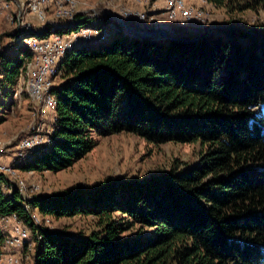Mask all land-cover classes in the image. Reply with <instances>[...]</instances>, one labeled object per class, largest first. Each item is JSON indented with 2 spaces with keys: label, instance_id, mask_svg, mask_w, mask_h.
<instances>
[{
  "label": "trees",
  "instance_id": "1",
  "mask_svg": "<svg viewBox=\"0 0 264 264\" xmlns=\"http://www.w3.org/2000/svg\"><path fill=\"white\" fill-rule=\"evenodd\" d=\"M206 2L264 9V0ZM258 30L227 24L197 39L117 32L62 60L54 132L19 168L62 170L91 151L96 137L116 133L203 150L180 171L34 196L27 208L17 192L4 191L0 173V218L15 215L33 228L32 264H264V30ZM29 55L24 47L14 59L0 54L5 95L12 97ZM35 210L53 219L91 216L95 227L78 234L36 228ZM135 225L149 231L121 236ZM4 239L0 226V259Z\"/></svg>",
  "mask_w": 264,
  "mask_h": 264
},
{
  "label": "rangeland",
  "instance_id": "2",
  "mask_svg": "<svg viewBox=\"0 0 264 264\" xmlns=\"http://www.w3.org/2000/svg\"><path fill=\"white\" fill-rule=\"evenodd\" d=\"M85 7L96 11L121 13L124 10L145 13V23L130 24L138 31L130 34L132 37L169 38V39H197L202 34H208L217 27L227 24L237 25L252 33L253 27L264 30V9L234 11L217 8L206 0H184L193 11L190 18H169L167 16V0H81ZM165 26L168 33L160 29ZM147 31V32H146ZM150 31H161L151 34ZM12 26L0 17V39L2 49L7 58L18 56V48L11 37ZM111 33L105 40L108 42ZM159 35V36H158ZM171 36V37H169ZM98 43V44H99ZM95 46L97 44H90ZM0 57V68L2 65ZM1 79V74H0ZM62 82L57 76L55 83ZM8 91L6 83L0 84V143L10 142L6 153L11 154L18 136L28 125L30 119L31 102L26 95L16 100L13 95H5ZM43 149V148H42ZM41 149V150H42ZM40 150V151H41ZM203 149L196 143L165 142L159 145L150 144L143 138L130 133H116L109 136L96 137V145L84 157L76 160L71 166L59 171H26L21 168L18 174L28 184H38L40 189L34 196L48 198L51 195L82 188L89 189L105 182L122 180H142L150 175H160L173 170L180 171L197 162ZM8 162L9 158L3 156ZM34 216L50 219L48 225L51 230H65L70 234L88 232L95 227L91 216H64L51 218L42 216L38 211ZM9 228L12 220L9 221ZM138 225L126 231L121 236L146 232L140 231ZM35 229V228H34ZM10 230V229H9ZM33 228L30 229V246L14 250L23 264H32L35 243L33 242Z\"/></svg>",
  "mask_w": 264,
  "mask_h": 264
},
{
  "label": "built area",
  "instance_id": "3",
  "mask_svg": "<svg viewBox=\"0 0 264 264\" xmlns=\"http://www.w3.org/2000/svg\"><path fill=\"white\" fill-rule=\"evenodd\" d=\"M169 18H190L193 9L184 0H167ZM145 13L124 10L121 13L108 12L84 6L81 0H0V17L12 26L11 37L18 47L28 50L24 57L13 97L19 100L26 95L31 102L28 125L18 136L11 154L6 153L10 142L0 143V173L6 177L4 191L17 192L27 201L40 189L38 184H28L18 174L19 165L33 159L50 140L57 121L58 100L55 80L62 60L82 45L98 44L111 35L121 32L134 34L130 23H145ZM160 29L168 33L165 26ZM161 31H150L157 34ZM147 32V31H146ZM159 36V35H158ZM0 39V54L3 52ZM9 158L8 162L2 160ZM12 226L5 234L1 245V264H23L16 249L30 246V229L15 215L2 218ZM36 228L49 225L50 219L32 215ZM5 232L4 226H1ZM40 238V235H37Z\"/></svg>",
  "mask_w": 264,
  "mask_h": 264
},
{
  "label": "crops",
  "instance_id": "4",
  "mask_svg": "<svg viewBox=\"0 0 264 264\" xmlns=\"http://www.w3.org/2000/svg\"><path fill=\"white\" fill-rule=\"evenodd\" d=\"M0 226H4L5 230V234H8V230H9V224L8 222H6L4 219L0 218Z\"/></svg>",
  "mask_w": 264,
  "mask_h": 264
},
{
  "label": "water",
  "instance_id": "5",
  "mask_svg": "<svg viewBox=\"0 0 264 264\" xmlns=\"http://www.w3.org/2000/svg\"><path fill=\"white\" fill-rule=\"evenodd\" d=\"M169 37H171V36H169Z\"/></svg>",
  "mask_w": 264,
  "mask_h": 264
}]
</instances>
